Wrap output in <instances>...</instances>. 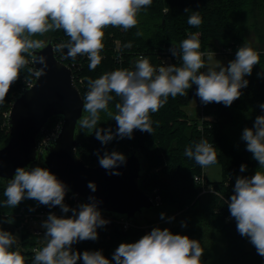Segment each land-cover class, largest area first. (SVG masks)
<instances>
[{
	"label": "clouds",
	"instance_id": "9594fccd",
	"mask_svg": "<svg viewBox=\"0 0 264 264\" xmlns=\"http://www.w3.org/2000/svg\"><path fill=\"white\" fill-rule=\"evenodd\" d=\"M153 0H0V103H3L12 84L19 78L20 69L27 63L24 54L33 55L35 50L45 48L41 40L32 36L43 35L51 30L63 29L70 37L66 43L55 46V51L67 49L66 57L75 59L86 55L89 68L94 70L101 62L104 29L119 27L125 31L138 25L141 9L151 6ZM186 11H188L186 9ZM187 23L199 27L202 23L199 11H194ZM142 35L141 32L136 33ZM131 42L124 47L130 48ZM179 57L181 66L169 65L154 68L148 59L141 57L134 70L118 69L105 73L95 80H89L83 111L87 113L79 119V125L106 145L115 137L132 138L133 131L153 133L150 113L158 112L169 96L186 95L187 89L197 85L196 95L201 102L231 104L246 88V76L252 74L253 67L260 63V57L250 44L244 43L236 52L235 59L227 67H211L200 71L206 65L200 52L198 34H190L179 47L170 49ZM35 59L47 67L46 57ZM44 69L35 72L37 77ZM259 75V74H258ZM121 97L117 112L109 111L110 93ZM264 110V104L259 105ZM107 113L117 123L115 133L98 127L100 112ZM241 139L246 142L247 151L253 154L260 168H264V115L257 116L253 128H245ZM99 156V153H97ZM184 155L207 167L217 163L215 149L206 139L185 149ZM126 162L119 152H105L99 156V164L112 170ZM246 165L240 166L244 172ZM119 175V172H111ZM94 192L96 185L89 182ZM66 186L48 169L36 166L18 167L12 179L7 181L4 191L5 207L15 208L24 199H33L39 204L54 208L59 206L64 213L70 210L72 216L58 217L49 213L42 222L46 230L47 243L41 249H33L32 264H112L102 251L75 252L72 245L84 240H97V229L105 226V220L97 207L95 197L91 203L80 204L70 209L65 203ZM233 193L228 201L231 216L236 220L237 231L250 239L257 253L264 257V172L253 176L237 177ZM164 214L161 213V219ZM11 223V219L8 220ZM17 237L0 229V264H25V258L16 250ZM203 249L197 240L186 235L173 234L169 229L153 228L134 243H121L112 260L115 264H202Z\"/></svg>",
	"mask_w": 264,
	"mask_h": 264
},
{
	"label": "trees",
	"instance_id": "16d2710c",
	"mask_svg": "<svg viewBox=\"0 0 264 264\" xmlns=\"http://www.w3.org/2000/svg\"><path fill=\"white\" fill-rule=\"evenodd\" d=\"M186 9L188 11H186ZM194 11H199L202 23L199 27L190 26L187 21ZM138 25L125 31L119 27L104 29L103 50L100 52L102 60L94 69L90 70V61H84L78 72L84 82L76 80L85 99L89 91L88 81L95 80L105 73L118 69L134 70L133 61L136 54L144 53L151 59L152 66L162 65V56L174 46L187 39L190 34H198L203 49L216 50L217 42L222 47L232 49V60L236 52L244 44H250L260 57V63L253 67L252 74L246 76L248 85L241 89L242 95L231 106L223 103L201 102L196 95L197 85L193 84L185 90L186 95L173 98L169 96L167 103L158 112L150 113L153 133L133 131L132 138L115 137L108 144L103 145L95 136L78 126L77 153L88 165L99 164V156L105 152L126 151L138 149L144 159L145 171L140 184L145 191L152 194L157 188L162 196V203L154 205V216L138 217L133 221L137 224L128 230L119 225L106 224L97 229V240H84L72 245L75 252L102 251L103 255L112 261L115 250L121 243H134L142 236L151 232L153 228L161 230L167 228L173 234L186 235L197 240L202 249V264H264V257L257 253L252 245H246V237L237 231L236 220L231 216L228 201L233 193L237 177H251L257 171H262L259 163L253 159V154L247 151L246 142L241 139L245 128H253L257 116L264 115L259 105L264 104V0H153L147 9H141L138 14ZM253 31L254 48L249 42L247 32ZM142 35L137 36L136 33ZM33 40L64 39L70 40L63 29L51 30L43 35L32 36ZM116 40L120 41V51L116 52ZM131 42V47H124ZM171 52V51H170ZM124 55V61L119 64L117 56ZM28 63L20 69L19 78L12 84L3 103H0V145L10 136L7 112L10 111L15 97L28 86V82L36 80L32 57L24 54ZM179 57L173 56L171 65L181 66ZM259 74V75H258ZM113 100L108 108L113 114L117 112L115 105L122 103L121 97L110 93ZM193 99L201 102L204 112L212 119L191 117L185 110ZM61 116H53L46 123L44 130L50 128L54 122L61 120ZM98 127L117 131V123L107 113L100 112ZM45 132L37 138L40 142ZM202 139L213 143L217 163L222 167L223 177L211 181L215 191L201 193L202 185L194 178L201 174L203 167L194 159L184 155L185 149L194 146ZM99 153V156L98 154ZM246 165L244 172L240 166ZM40 166L48 169L42 159L30 167ZM7 180L0 178V229L15 233L22 224V210L36 211L52 209L39 204L33 199H24L15 208L5 207L4 191ZM159 213L160 216L155 214ZM161 213L164 218L161 219ZM11 219V223L8 220ZM172 219V225L169 221ZM37 237L32 235L27 227L21 230V240L13 245V251L18 250L25 258V264H32L34 254L31 245L36 243ZM78 264H83L82 260Z\"/></svg>",
	"mask_w": 264,
	"mask_h": 264
},
{
	"label": "water",
	"instance_id": "95a60500",
	"mask_svg": "<svg viewBox=\"0 0 264 264\" xmlns=\"http://www.w3.org/2000/svg\"><path fill=\"white\" fill-rule=\"evenodd\" d=\"M39 56L46 57V68L35 59ZM33 64L37 71L44 69V74L23 88L13 101L8 116L10 136L0 145V178L8 181L16 168H30L42 159L67 191L79 194L89 203V197H95L99 210L134 220L144 209L154 207L150 193L140 184L145 165L138 149L118 151L126 162L112 170L100 164L88 165L78 155V121L87 115L83 111L85 99L73 69L56 56L53 40L48 39L45 48L34 51ZM53 116L62 117L61 130L40 153L38 135ZM89 182L96 185L94 192L88 187Z\"/></svg>",
	"mask_w": 264,
	"mask_h": 264
},
{
	"label": "built area",
	"instance_id": "2783aa9c",
	"mask_svg": "<svg viewBox=\"0 0 264 264\" xmlns=\"http://www.w3.org/2000/svg\"><path fill=\"white\" fill-rule=\"evenodd\" d=\"M198 39H199V37H198ZM115 42H116L115 50H116V52H118V51H120V48H121L120 47V41L116 40ZM199 42H200V39H199ZM61 43H65L64 39L54 40L53 41L54 49H55L56 45L61 44ZM66 52H67V49H64L62 51H55L56 56L60 60L64 61L68 66H70L73 69L74 75H75V80H76V72L78 73L82 69L84 61L89 60V59L86 55H79L75 59L68 58L65 55ZM200 52L203 53V56H202V59H203L205 57V55L209 54V53H223L225 55L232 54V49L228 48V47H222V48L216 49V50L203 49L201 44H200ZM141 57L148 59L150 64L152 65L151 59L149 58V56L147 54H144V53L136 54L135 59L133 61V64L135 65L136 62ZM32 61H33V57H32ZM117 61L119 62V64L123 63L124 55L122 53L118 54ZM171 62H172V52L168 51L167 53H165L162 56V65L161 66H166L167 63H169L171 65ZM161 66H159V67H161ZM77 78H78V81L80 83L84 82L83 76H81L79 73H78ZM76 82H77V80H76ZM33 83L34 82L29 81L28 86L32 85ZM198 104L201 108L200 118H199L200 121L202 122L204 119H212L211 115H207L204 112L203 104L201 102H198ZM9 113H10V111L7 112L6 115L9 116ZM62 123H63V120L61 119V120L57 121L55 123V125H52L50 128H47L45 130L43 129L45 134L42 137V139L40 140V142H38V147H39L40 153L43 152L44 148L48 144H50L52 141H54L56 139V137L58 136V134L61 130ZM208 142L210 144H212V146H213L212 142H210V141H208ZM194 178L197 182H199L202 185L201 193H205L208 191H215V189L212 185L207 184V178L205 175V167H203L201 174H196L194 176ZM150 195L152 197L154 205H160L162 203V196L159 193L157 188H155L153 193ZM64 203L70 209H73V208H78L80 204L89 203V202L85 198L80 196L79 194L71 192V191H67L66 195H65ZM99 211L101 212L102 217L108 221V223H107L108 225L116 224L125 230H128L131 227H134L137 225L131 219H126L123 217H117L116 215H114L113 213H110V212H105L102 210H99ZM49 213H54L58 217H64V218H68V217L72 216L71 210L68 213H64V212H62V210L59 206H56L52 209H40V210H36L33 212L22 210L20 213V215L23 217V221H22V224L20 226H18L16 229V231L19 232L18 233L19 234V241L21 240V230L25 226L29 229V231L31 232L32 235L37 237L36 243L32 244L30 247L33 254H34L33 249H41L47 243L46 239L44 238V234H45L46 230L42 227V222L47 219ZM16 231H15V233H16Z\"/></svg>",
	"mask_w": 264,
	"mask_h": 264
},
{
	"label": "rangeland",
	"instance_id": "374dc122",
	"mask_svg": "<svg viewBox=\"0 0 264 264\" xmlns=\"http://www.w3.org/2000/svg\"><path fill=\"white\" fill-rule=\"evenodd\" d=\"M247 37H248L249 42L253 45L254 48H259V45L255 43V34L253 31H248ZM217 46H218L217 47L218 49L222 48L219 42H217ZM203 61L206 67L201 69L200 71H207L208 67H211L213 69H218L219 65L227 67L229 62L232 61V55L231 54L225 55L223 53H209L205 55V57L203 58ZM169 65H170L169 63L166 64V66H169ZM185 110L189 114V116L200 118L201 108L196 99H193L187 106H185ZM55 123L56 122H54L53 125H55ZM129 150L130 149H127L126 151H129ZM262 172H264V169H262ZM205 173L208 176L209 180L211 181L220 180L223 177L222 167L219 163L205 167ZM152 208L144 209L140 217L143 218L147 215L154 216ZM155 215L157 217L160 216L159 213ZM169 225H172V219H170ZM18 233H19L18 231H16V233H13V235L17 237V243L20 242ZM246 245L248 247L251 245L250 239L247 237H246Z\"/></svg>",
	"mask_w": 264,
	"mask_h": 264
},
{
	"label": "crops",
	"instance_id": "0c3cea01",
	"mask_svg": "<svg viewBox=\"0 0 264 264\" xmlns=\"http://www.w3.org/2000/svg\"><path fill=\"white\" fill-rule=\"evenodd\" d=\"M205 175H206V173H205ZM206 178L209 180V178H208V176L206 175Z\"/></svg>",
	"mask_w": 264,
	"mask_h": 264
}]
</instances>
